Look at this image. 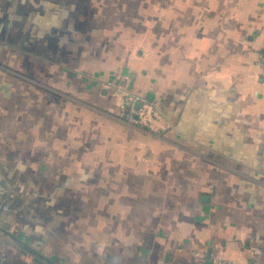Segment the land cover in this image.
I'll list each match as a JSON object with an SVG mask.
<instances>
[{
  "label": "crops",
  "instance_id": "obj_1",
  "mask_svg": "<svg viewBox=\"0 0 264 264\" xmlns=\"http://www.w3.org/2000/svg\"><path fill=\"white\" fill-rule=\"evenodd\" d=\"M1 39L0 264H264V0H0Z\"/></svg>",
  "mask_w": 264,
  "mask_h": 264
},
{
  "label": "built area",
  "instance_id": "obj_2",
  "mask_svg": "<svg viewBox=\"0 0 264 264\" xmlns=\"http://www.w3.org/2000/svg\"><path fill=\"white\" fill-rule=\"evenodd\" d=\"M259 67L261 70V76L264 81V56H259ZM137 103H140V107L137 108ZM119 108L121 113L119 120L128 127L137 129H146L148 132H152L153 125L163 120V112L160 107L150 101L140 99L130 93L125 92L122 95L119 102ZM13 222V216L11 214L10 207L8 205H2L0 209V238L12 240V235L8 234L10 226ZM34 258L33 255H29L27 260L30 261ZM37 264H47L45 260H39ZM210 264H234L233 262L226 261L219 257L213 256Z\"/></svg>",
  "mask_w": 264,
  "mask_h": 264
},
{
  "label": "rangeland",
  "instance_id": "obj_3",
  "mask_svg": "<svg viewBox=\"0 0 264 264\" xmlns=\"http://www.w3.org/2000/svg\"><path fill=\"white\" fill-rule=\"evenodd\" d=\"M76 68L78 69V70H83L84 69V67L83 66H81L80 64H78L77 66H76ZM89 69V68H88ZM89 70H92V69H89ZM98 72H99V69L97 70ZM96 71V72H97ZM83 74V73H82ZM105 75H103V74H97V75H99L100 77H102L103 79H105V81L106 82H103L102 81V83L103 84H106V85H108V88L106 89V90H108V91H111L112 93H113V90L114 89H116L117 87L115 86V82L113 81V80H111V77H109V74H107V73H104ZM84 75V74H83ZM85 76V75H84ZM91 78H93V79H98L97 77H94V76H92V77H90V79ZM125 92H122V95L124 94ZM78 95H80V96H82L83 94H80V93H78ZM115 95H117L118 97H119V95L121 96V94H115ZM80 96H78V97H80ZM84 101L85 102H87L88 100L87 99H84ZM88 105H90V106H92V107H94V108H97V107H102L103 105H104V103L102 102V101H97L96 100V98L94 97L93 98V102H89L88 101ZM98 109V108H97ZM100 109V108H99Z\"/></svg>",
  "mask_w": 264,
  "mask_h": 264
},
{
  "label": "trees",
  "instance_id": "obj_4",
  "mask_svg": "<svg viewBox=\"0 0 264 264\" xmlns=\"http://www.w3.org/2000/svg\"><path fill=\"white\" fill-rule=\"evenodd\" d=\"M4 44H6L7 45V43H6V41H4V40H0V46L2 47V48H4ZM0 47V48H1ZM4 57L3 56H1L0 57V66H4V67H6L7 69L9 68V67H7L6 66V64H5V62H4ZM5 73H7L8 75H10V76H12L14 79H18V80H22V81H29V83H30V86L31 87H34V86H36V85H34V84H31V81H36V78H34L30 73L29 74H27V76H26V78H23V77H21L20 75H22V73L21 72H11V71H5ZM28 77V78H27ZM28 79V80H27ZM35 88V87H34ZM44 260H45V258H44ZM45 261H47V264H53L52 262H50V261H48L47 259L45 260Z\"/></svg>",
  "mask_w": 264,
  "mask_h": 264
},
{
  "label": "water",
  "instance_id": "obj_5",
  "mask_svg": "<svg viewBox=\"0 0 264 264\" xmlns=\"http://www.w3.org/2000/svg\"><path fill=\"white\" fill-rule=\"evenodd\" d=\"M140 107V103H137V108H139Z\"/></svg>",
  "mask_w": 264,
  "mask_h": 264
}]
</instances>
